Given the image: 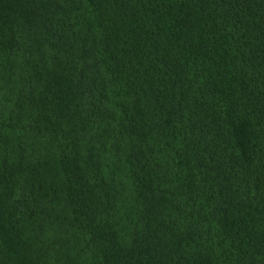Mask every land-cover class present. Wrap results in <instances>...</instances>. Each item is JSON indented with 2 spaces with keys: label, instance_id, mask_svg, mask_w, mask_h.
<instances>
[{
  "label": "trees",
  "instance_id": "trees-1",
  "mask_svg": "<svg viewBox=\"0 0 264 264\" xmlns=\"http://www.w3.org/2000/svg\"><path fill=\"white\" fill-rule=\"evenodd\" d=\"M0 83V264H264V0H0Z\"/></svg>",
  "mask_w": 264,
  "mask_h": 264
},
{
  "label": "rangeland",
  "instance_id": "rangeland-1",
  "mask_svg": "<svg viewBox=\"0 0 264 264\" xmlns=\"http://www.w3.org/2000/svg\"><path fill=\"white\" fill-rule=\"evenodd\" d=\"M0 85H1V83H0ZM52 234H50V233H48L46 236V238L45 239H47V242H50V236L49 235H51V239H55V233L54 232H51ZM49 236V237H48Z\"/></svg>",
  "mask_w": 264,
  "mask_h": 264
}]
</instances>
